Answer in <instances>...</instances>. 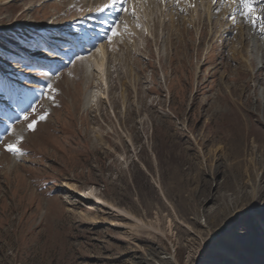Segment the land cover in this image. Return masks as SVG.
<instances>
[{
  "label": "rangeland",
  "instance_id": "374dc122",
  "mask_svg": "<svg viewBox=\"0 0 264 264\" xmlns=\"http://www.w3.org/2000/svg\"><path fill=\"white\" fill-rule=\"evenodd\" d=\"M208 1L0 0V264H264V63L230 57L264 0Z\"/></svg>",
  "mask_w": 264,
  "mask_h": 264
},
{
  "label": "bare ground",
  "instance_id": "6f19581e",
  "mask_svg": "<svg viewBox=\"0 0 264 264\" xmlns=\"http://www.w3.org/2000/svg\"><path fill=\"white\" fill-rule=\"evenodd\" d=\"M13 1V0H10ZM169 1V0H168ZM187 1V0H185ZM204 0H199V2L203 4ZM209 3H207V11L208 13L213 11L214 8H216V10L221 7L223 5V3H225V1L223 0H210L208 1ZM109 4V3H108ZM185 5V2H184ZM196 5V4H195ZM205 5V4H204ZM229 5H231V10L229 12H227L229 14V17L232 18V21H234V23L232 22L231 24L234 26L236 24H238L240 19L238 13L240 12V10H242L241 8H243V5L240 3V0H230L229 1ZM197 6V5H196ZM206 6V5H205ZM104 7V6H103ZM102 7V8H103ZM259 10V9H258ZM90 11H92L93 13H90L92 15L96 14L95 17H99L100 12L103 11L102 9L99 10V6L98 5H94ZM215 11V10H214ZM225 11V10H224ZM258 17H262L264 18V9H261L258 11ZM196 13V12H195ZM223 13V12H222ZM210 14V13H209ZM226 14V13H225ZM198 15V14H197ZM196 15V16H197ZM211 15V14H210ZM209 15V16H210ZM222 15V14H221ZM194 16V14H193ZM217 16V15H216ZM202 18V17H201ZM200 18V20H201ZM211 18V17H210ZM219 19V18H217ZM221 19V18H220ZM224 19V18H223ZM257 19V18H256ZM109 18L106 15L104 20L102 21V23L100 24V28H103L105 24H109ZM198 20V19H197ZM199 20V21H200ZM211 20V19H210ZM258 21L255 23V26L253 27L256 31L255 34H250L249 35V40H247L246 35L244 34H240L242 35V38H238L240 46L237 49H232L230 51V57H231V61H233L238 67V71L239 72H243L244 69H251L253 68V62H255V54H260L261 58H262V63H264V45L262 44V42H264V31H262L261 29L264 28V19H257ZM195 21V19H194ZM198 22V21H197ZM188 23L190 24V26L193 25V20L192 18H188ZM217 23V22H216ZM241 23V22H240ZM243 23V21H242ZM213 24V23H212ZM223 24V23H222ZM217 25V24H216ZM215 25V26H216ZM214 26V27H215ZM244 26V25H243ZM109 27V26H108ZM111 27V26H110ZM223 27V26H222ZM240 26H238L236 29L238 30ZM216 28V27H215ZM224 28V27H223ZM252 28V29H253ZM87 29V28H86ZM217 29V28H216ZM227 29V28H226ZM250 29V28H249ZM228 30V29H227ZM224 31V30H223ZM251 31V30H250ZM217 32V31H216ZM221 32V31H220ZM228 32V31H227ZM226 32V34H227ZM241 32V31H240ZM253 32V31H251ZM244 33V32H242ZM213 34V33H212ZM215 36V35H214ZM97 37V36H96ZM218 37V36H217ZM241 37V36H240ZM31 42H34L35 39H33L32 37L29 38ZM93 36H90L89 33L87 31L83 32L82 36L80 37V39L78 40L77 44H76V48L75 50L72 52L75 55H79L82 54L84 52L86 53H92L93 54L91 56H89V67L97 70L99 73H101L103 71V67H104V58H105V49L104 46L106 43H102V39L98 40ZM224 39V38H223ZM222 39V40H223ZM248 41L247 43H249V41H251V43L253 42V52L252 55H248L246 53V51H248V46L245 45V42ZM230 42V41H229ZM35 45V44H33ZM191 46V45H190ZM214 46V45H213ZM242 46V48H240ZM99 47L98 52H94L93 48ZM252 47V46H251ZM251 50V49H250ZM189 51V50H188ZM258 52V53H257ZM251 54V53H250ZM263 54V55H262ZM72 57V55H71ZM74 57V56H73ZM188 57V56H187ZM80 59V58H79ZM78 59V60H79ZM82 59V58H81ZM85 59V58H84ZM88 60V59H86ZM74 61V60H72ZM81 60H79L80 62ZM85 63V62H84ZM84 63H81V66L84 65ZM259 63V62H258ZM67 65V64H66ZM77 65V64H76ZM85 65L87 66V64L85 63ZM264 65V64H263ZM12 67H14L11 64ZM16 66V65H15ZM204 67V66H202ZM75 68V67H74ZM218 68V67H217ZM262 69V68H261ZM94 70V71H95ZM47 72V71H46ZM6 73H10L9 71H6ZM5 73V74H6ZM258 73V72H255ZM236 74V73H235ZM255 75V74H253ZM247 77V76H246ZM102 83H104L105 81V85H106V90L109 92V84L106 81V79L104 78V76H102ZM257 80V79H256ZM260 81V80H259ZM260 83V82H259ZM258 85V84H257ZM237 86V85H236ZM236 88V87H235ZM234 90V89H233ZM231 92V91H230ZM233 92V91H232ZM110 93V92H109ZM263 95V94H262ZM99 97V94H90L89 99H88V104H92L93 102H95L96 98ZM101 97V96H100ZM229 97V96H228ZM102 98V97H101ZM98 99V98H97ZM221 99V98H220ZM233 99V98H232ZM111 100V99H110ZM229 101V100H228ZM218 103V102H217ZM220 105V104H218ZM220 107V106H219ZM227 110V109H226ZM239 113V112H238ZM227 126V125H226ZM67 190H69L72 195H74L77 199L80 200H85V203L91 204V203H96L98 206L106 208L110 211H113L114 213H116L115 215L119 218H122L124 220L129 221L131 224H117L115 225L118 228H122V229H131L132 227H142L143 229H145L146 225L143 226V224H139L140 222H142L141 220L137 219L136 217H134L133 215L129 214L128 212H126L125 210L119 209L117 207H114L113 205L107 203L106 201H103L101 199L98 198H93L94 193L92 191V189L84 191V192H76L73 189L67 188ZM130 227V228H129ZM139 229V228H138ZM165 263L167 264L168 262L165 260Z\"/></svg>",
  "mask_w": 264,
  "mask_h": 264
},
{
  "label": "snow or ice",
  "instance_id": "6c2138e0",
  "mask_svg": "<svg viewBox=\"0 0 264 264\" xmlns=\"http://www.w3.org/2000/svg\"><path fill=\"white\" fill-rule=\"evenodd\" d=\"M124 2H125V0H111L110 4L107 5V7H111L113 9H115L118 6L122 5ZM214 2H215V0H214ZM240 3L244 6L246 16L250 17L251 14L255 11L254 7L252 6L251 0H240ZM257 19H264V18L257 17ZM253 24L255 26V21H253ZM261 30L264 31V28H262ZM113 35H118V32H114ZM30 127H32V126L30 125ZM8 151L9 152L19 151V149L13 145H9Z\"/></svg>",
  "mask_w": 264,
  "mask_h": 264
}]
</instances>
